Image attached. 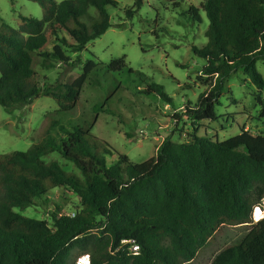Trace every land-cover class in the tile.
Here are the masks:
<instances>
[{"label":"trees","instance_id":"trees-1","mask_svg":"<svg viewBox=\"0 0 264 264\" xmlns=\"http://www.w3.org/2000/svg\"><path fill=\"white\" fill-rule=\"evenodd\" d=\"M33 1L43 9L41 18L20 15L15 33L0 29V105L7 112L46 96L58 104L53 113H70L94 73L125 68L142 81L149 79L143 93L171 104L164 87L128 67L124 57L107 64L87 60L70 81L41 76L38 66L80 63L79 55L71 61L67 51L80 52L103 34L111 26L107 9L118 3ZM143 2L132 0L127 16ZM201 7L209 22L207 42L193 49L205 59L198 78L208 88L173 118L178 123L186 116L194 127L195 122L216 120L225 82L240 69L255 85L264 116V79L256 66L264 59V0H205ZM189 11L200 20L198 8ZM104 104L94 105V121L98 112L114 113ZM91 125H64L53 118L41 140L26 151L0 153V264H76L84 254L89 264H186L225 224H248L250 229L210 264H264V216L252 219L253 207L264 199L263 134L242 127L222 141L207 134L193 133L185 142L167 136L154 156L134 163L94 135ZM51 152L72 162L78 172L44 161ZM114 153L108 163L106 155ZM55 187L77 196L80 208L73 216L59 207L48 219L15 210L46 202ZM126 239L135 241L138 253L122 243Z\"/></svg>","mask_w":264,"mask_h":264},{"label":"rangeland","instance_id":"rangeland-1","mask_svg":"<svg viewBox=\"0 0 264 264\" xmlns=\"http://www.w3.org/2000/svg\"><path fill=\"white\" fill-rule=\"evenodd\" d=\"M116 1L117 6L107 9L111 26L87 43L82 51H67L71 61L79 55L80 63H57L51 69L38 66L39 74L47 76L50 81L56 78L70 81L81 73L87 60L107 64L112 59L124 57L128 67L162 85L172 98L171 104L157 95L143 93L145 81L147 83L149 79L142 81L136 72L129 74L125 68L119 72L94 73L93 83L84 84L79 101L70 113H53L58 104L46 96L35 98L28 106L11 113L0 105V153L26 151L41 140L46 125L53 118L64 125L92 124L94 135L113 150L128 155L134 163L154 156L167 136L175 142H185L193 133L207 134L222 141L239 133L242 127L264 135V116H260L256 87L241 69L225 82L224 92L215 106L216 120L195 122L194 127L186 116H182L178 123L173 118L174 112H181L186 102H195L208 88V84L198 78L205 59L193 49V46L201 47L207 42L205 33L209 22L201 7L205 0H144L131 16H127L125 9L131 7L132 0ZM191 7L198 8L200 20L189 11ZM90 11L94 12V8L90 7ZM20 15L41 18L43 9L33 0H0V29L15 33L21 23ZM48 47L51 50V45ZM256 66L264 79V59L258 60ZM103 101L105 108L110 107L114 113L98 112L94 121V105H103ZM194 128L197 129L195 132ZM106 157L111 163L116 154H107ZM42 158L46 162H59L65 170L78 172L72 162L57 152ZM56 207L64 214L80 208L75 194L55 187L50 190L46 202L37 201L35 205L15 210L27 217L48 219ZM256 207L262 210L263 217L264 199L261 205L253 207V213ZM253 213V221L258 220ZM249 229L248 224L221 226L186 264H210L221 249L238 243Z\"/></svg>","mask_w":264,"mask_h":264},{"label":"built area","instance_id":"built-area-1","mask_svg":"<svg viewBox=\"0 0 264 264\" xmlns=\"http://www.w3.org/2000/svg\"><path fill=\"white\" fill-rule=\"evenodd\" d=\"M69 215L73 216L74 213H68ZM122 243L125 244V243H129L130 246H129V251L131 253H138L139 251V246L135 243L134 240L132 239H126V240H122ZM90 263V260H89V255L88 254H84V255H81L79 256L77 259H76V264H89Z\"/></svg>","mask_w":264,"mask_h":264},{"label":"bare ground","instance_id":"bare-ground-1","mask_svg":"<svg viewBox=\"0 0 264 264\" xmlns=\"http://www.w3.org/2000/svg\"><path fill=\"white\" fill-rule=\"evenodd\" d=\"M262 210H260L258 207L255 208V211L253 213L254 217L256 219H260L262 217Z\"/></svg>","mask_w":264,"mask_h":264}]
</instances>
